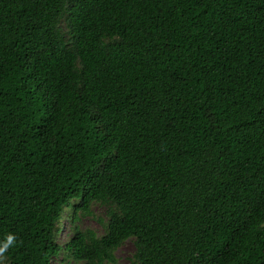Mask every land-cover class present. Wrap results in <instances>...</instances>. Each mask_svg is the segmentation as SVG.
I'll return each instance as SVG.
<instances>
[{
  "label": "trees",
  "instance_id": "1",
  "mask_svg": "<svg viewBox=\"0 0 264 264\" xmlns=\"http://www.w3.org/2000/svg\"><path fill=\"white\" fill-rule=\"evenodd\" d=\"M93 202L105 233L61 244ZM129 238L131 264H264V0H0V264Z\"/></svg>",
  "mask_w": 264,
  "mask_h": 264
},
{
  "label": "rangeland",
  "instance_id": "2",
  "mask_svg": "<svg viewBox=\"0 0 264 264\" xmlns=\"http://www.w3.org/2000/svg\"><path fill=\"white\" fill-rule=\"evenodd\" d=\"M89 214H79L76 221H72L70 214L72 210L66 209L65 215L60 220L58 227L60 231L57 233V240L65 245L67 240L75 232V227L83 231L92 230L98 236L105 233V223L108 220L107 205L99 202H93L90 206ZM135 252V244L133 239L125 240L115 251L117 264H131L133 254ZM82 262L72 257L68 252L63 251L57 257L53 258L52 264H81ZM109 264V263H107Z\"/></svg>",
  "mask_w": 264,
  "mask_h": 264
},
{
  "label": "clouds",
  "instance_id": "3",
  "mask_svg": "<svg viewBox=\"0 0 264 264\" xmlns=\"http://www.w3.org/2000/svg\"><path fill=\"white\" fill-rule=\"evenodd\" d=\"M14 240V236L12 234H9L7 237H6V241L4 243V247L6 248L9 244H11ZM2 250V249H0Z\"/></svg>",
  "mask_w": 264,
  "mask_h": 264
}]
</instances>
